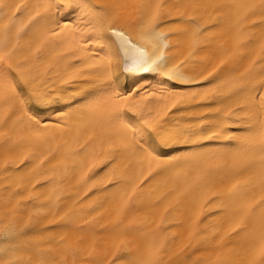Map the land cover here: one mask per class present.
I'll return each mask as SVG.
<instances>
[{
	"label": "bare ground",
	"instance_id": "6f19581e",
	"mask_svg": "<svg viewBox=\"0 0 264 264\" xmlns=\"http://www.w3.org/2000/svg\"><path fill=\"white\" fill-rule=\"evenodd\" d=\"M0 264H264V0H0Z\"/></svg>",
	"mask_w": 264,
	"mask_h": 264
},
{
	"label": "snow or ice",
	"instance_id": "6c2138e0",
	"mask_svg": "<svg viewBox=\"0 0 264 264\" xmlns=\"http://www.w3.org/2000/svg\"><path fill=\"white\" fill-rule=\"evenodd\" d=\"M115 35H119L120 33H114ZM139 51V50H138ZM143 58H144V53L141 52V55L140 57H133L132 60H131V64H128L126 65V70H137V71H147L149 70L148 68L146 67H143L142 66V61H143ZM129 111H133L132 109H129ZM127 119V123L131 126H134L135 125V121L132 120V119H129V118H125ZM141 148L145 147V144L142 142L141 143ZM149 147H151V145H149Z\"/></svg>",
	"mask_w": 264,
	"mask_h": 264
}]
</instances>
